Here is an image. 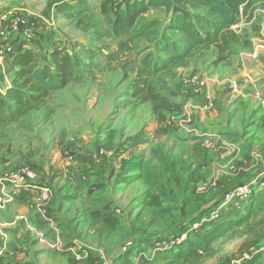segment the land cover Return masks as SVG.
Segmentation results:
<instances>
[{
    "label": "rangeland",
    "instance_id": "obj_1",
    "mask_svg": "<svg viewBox=\"0 0 264 264\" xmlns=\"http://www.w3.org/2000/svg\"><path fill=\"white\" fill-rule=\"evenodd\" d=\"M0 1L5 7L0 16L13 9L17 16L34 17L25 26V39L16 34L19 44L16 39L11 42L15 48L38 50L39 42L46 57L51 46L59 44L88 64L81 69L80 81L51 92L38 107L13 120H0V218L7 207L9 218H16L10 226L23 221L27 233L53 235L41 254L26 253L24 261L10 259L9 264H165L175 253L155 250L156 243L179 239L208 211L231 212L241 201L231 195L238 187L260 189L264 115L255 122L240 114L229 127L233 117L227 110L224 115L213 112L215 102L221 104V91L212 94L200 69L219 61L214 46L199 47L184 63L149 77L155 90L172 102L170 109L154 113L151 102L135 95L132 85L144 56H165V35L180 39L166 29L169 14L164 10L142 15L133 30L150 20L157 23L143 35L132 37L130 31L120 36V47L95 29L106 25L102 3L120 0H85V12L75 16L67 10L56 12L61 0ZM174 5L180 9L179 1ZM106 44L109 53L101 50ZM234 50L232 46L221 56ZM7 59L0 60L4 86L13 79L6 72ZM193 76L205 79L206 87L195 91ZM221 122L227 126L214 127ZM160 127L168 132L154 134ZM223 135H242L244 141L233 149V140L221 144L217 139ZM217 146L225 149L216 152ZM76 154L94 160L76 162ZM21 167L34 170L35 178L11 179L10 172ZM25 186L32 189L31 195L19 201L17 190ZM256 219L233 227L203 254H192L178 264H264V229ZM242 243L247 250L239 258ZM3 257L2 250L1 263Z\"/></svg>",
    "mask_w": 264,
    "mask_h": 264
},
{
    "label": "trees",
    "instance_id": "obj_2",
    "mask_svg": "<svg viewBox=\"0 0 264 264\" xmlns=\"http://www.w3.org/2000/svg\"><path fill=\"white\" fill-rule=\"evenodd\" d=\"M178 1L192 8L201 9L203 12L189 14L180 11V9L175 10L174 0L103 2L101 13L105 17L106 27L95 28L97 35L102 38H112L122 47L124 43L120 42V36L130 31L132 37L143 35L145 29L157 23V20H150L133 30L142 15L153 10H164L169 14L166 29L170 33L178 35L180 39H173L171 34L165 35L161 45V51L165 56L160 60H151L150 56H144L141 59L142 70L138 72L132 85L135 95L151 102L154 113H158L160 109H170L172 102L155 90L149 80L151 75L172 64L184 63L193 51L199 47L212 45L218 52L225 53L229 51L240 37V32H236V26L242 20H250L256 7L264 9V0ZM70 3L66 0L56 3V12L67 10L72 16L81 15L85 12L84 5L82 6L85 0H75ZM33 19L34 17H31L26 25L33 22ZM19 42L20 39H16V44H19ZM37 43L38 50L23 48V46L18 45L13 53L4 56V59L8 58L6 72H11L13 79L9 85H0V120H13L28 110L38 107L51 92L62 89L69 83L80 81L82 78L81 69L88 66L87 62L77 52H73L59 44L52 45L45 57L40 52L41 44ZM102 48L101 50L104 53H109L107 52L110 51L108 44L103 45ZM96 49L94 52L98 53L99 50ZM90 57H92L91 54ZM224 58L225 56H220L219 60ZM167 132L168 128L160 127L154 131V134L159 136ZM73 160L76 162H92L94 158L76 154L73 155ZM260 179L262 182V186H259L260 189L255 190V185L250 187L249 195L233 207L231 212L221 214L219 211V216L216 219L203 222L200 224L198 231H192V225L199 222L203 215L210 212L208 211L200 218H195L184 229L185 236L181 240L172 239V241L168 239L156 243L153 247L155 250H164L167 254L175 253L165 264H178L179 261L184 262L192 254H203L216 239L233 227L240 226L250 220L256 211L264 213V177ZM30 193L31 188H20L16 198L19 201H26L31 195ZM255 221L264 229V215ZM107 224L113 228V223L108 221ZM163 242L165 244L161 246ZM246 250L245 243H242L238 251L239 258L243 257Z\"/></svg>",
    "mask_w": 264,
    "mask_h": 264
},
{
    "label": "crops",
    "instance_id": "obj_3",
    "mask_svg": "<svg viewBox=\"0 0 264 264\" xmlns=\"http://www.w3.org/2000/svg\"><path fill=\"white\" fill-rule=\"evenodd\" d=\"M179 5L180 11H185L189 14L203 12L201 9L192 8L182 2H179ZM2 6V2L0 1V12L5 8ZM103 27H106V25H97L95 28ZM26 34L27 31L20 33L19 36L24 38V35ZM233 46L235 50L231 55L219 60L216 65L212 64L208 70L206 67H201L200 69L208 80L209 89L212 90V94L216 90L221 91V104L215 102L213 112H215L217 115L219 112L221 115H224L227 110L230 116L233 117L232 120H228L229 127H232L236 124V118H238L240 114H248V116L252 117L255 122L259 119H262L264 115V109L258 107L257 102L253 97V91L255 89H259L264 94L263 8L256 7L250 20L241 21L240 37ZM27 48L32 49L30 47ZM214 50L217 52V58L222 55V53L218 52L216 48H214ZM220 119L221 117H218L217 121ZM220 126L225 127L227 125L225 122L214 124L215 128ZM178 132L181 133L183 130L180 131L178 129ZM217 139H220L221 144H227L229 141L233 140V149L235 147L238 148L242 141H244L242 135L239 136V139L236 138V136L229 135L218 136ZM174 144L176 147H178V144L181 145V141L177 140ZM224 149L225 148L222 146H217L214 150L221 153ZM261 175L262 173L259 174V176ZM18 191L19 190H17V193ZM6 210L7 207L2 209V211H5V216L1 215L0 218V248L4 251V257L1 260L2 263L0 262V264H9L11 261L10 259H12V261L23 259L24 261L26 259L24 254L26 253L41 254L44 246L47 245L48 239H53V235L48 234L45 236H39L36 235L35 232L27 233L22 226L24 223L23 221L22 224L21 221H18L14 225L10 226L11 222L16 220V218H9L8 210ZM263 215L264 214L262 212L256 211L249 221L256 219L253 218L255 216L258 219ZM34 234L36 237L33 236ZM50 244L51 246H54L52 242H50Z\"/></svg>",
    "mask_w": 264,
    "mask_h": 264
},
{
    "label": "built area",
    "instance_id": "obj_4",
    "mask_svg": "<svg viewBox=\"0 0 264 264\" xmlns=\"http://www.w3.org/2000/svg\"><path fill=\"white\" fill-rule=\"evenodd\" d=\"M66 1H71V0H66ZM17 15H16V10L10 9L4 12V14L0 16V60H3L5 55L14 52L16 48L14 44H12L11 42H13V40L16 38V34H19L21 32H26V28L24 26L28 21L31 20V17L29 18L27 16H23V15L17 16ZM236 27H237L236 32H240L241 22ZM192 79H193L195 91H199L206 87L205 79H201L199 76H193ZM253 97L255 98L258 107L264 109V94L259 89H255L253 91ZM35 176H36L35 171L30 169L29 167H21L13 172H10L9 174V177L11 179L20 180V181L21 180L30 181L34 179ZM250 190L251 189L247 184L238 187L236 190H233L231 192V195L238 196L239 199H241L242 201L244 198H246L249 195ZM46 193L47 190H43L41 192V196L45 197ZM218 216H219V209L211 210L209 213L203 215L199 220V222L194 223L191 227V230L198 231L201 223L206 222L210 219L211 220L216 219ZM184 236L185 234L183 233V235L179 238V240H181ZM1 255H2V249L0 248V256Z\"/></svg>",
    "mask_w": 264,
    "mask_h": 264
}]
</instances>
